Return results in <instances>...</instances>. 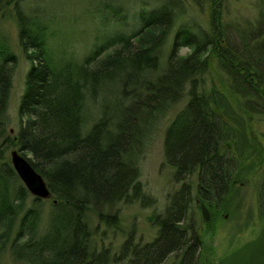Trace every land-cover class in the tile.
Wrapping results in <instances>:
<instances>
[{
    "label": "trees",
    "instance_id": "trees-1",
    "mask_svg": "<svg viewBox=\"0 0 264 264\" xmlns=\"http://www.w3.org/2000/svg\"><path fill=\"white\" fill-rule=\"evenodd\" d=\"M224 2L196 0L203 11L208 9V28L198 23L188 0H153L150 10L141 4L136 29L101 35L94 52L77 62L64 49V57L55 60L58 48L50 45V26L34 25L19 0H0V14L14 7L19 41L31 61L18 106L17 145L52 193L43 218L45 199L32 195L12 166L1 164L0 249L9 245L18 264H165L170 257L177 264H201L203 241L189 222L193 202L210 223L240 167L238 156L223 146L230 139L220 113L227 99L216 88L206 90L212 58L230 87L247 98V108L264 113V19L256 27L233 30L224 23ZM96 3L99 23L105 26L103 7L113 10L111 3H119ZM182 47L191 51L181 55ZM17 63L0 45V113ZM109 83L118 88L116 99L105 104L84 134L88 93L96 97ZM180 103L184 107L164 135L165 164L180 188L152 218L157 236L146 243L129 238L117 254L106 246L98 250L90 213L117 228L122 204H156L139 179L137 159L152 132ZM258 187L264 212V173Z\"/></svg>",
    "mask_w": 264,
    "mask_h": 264
},
{
    "label": "rangeland",
    "instance_id": "rangeland-1",
    "mask_svg": "<svg viewBox=\"0 0 264 264\" xmlns=\"http://www.w3.org/2000/svg\"><path fill=\"white\" fill-rule=\"evenodd\" d=\"M115 1L116 4L120 2ZM188 1L194 9L192 14L197 16L198 23L208 28L207 7L203 11L196 0ZM96 2L97 0H19V7L22 12L33 18L34 25L50 26L53 34L49 38L50 45L58 48L54 50L55 60L64 57L62 56L64 49L63 54L66 57L81 62L94 52L96 42L102 40L101 35L136 29L141 19L139 15L135 16L136 11L140 9L141 4H145L144 6H148L150 10L148 2L153 0L141 3L139 0H124L118 6L111 3L113 10L123 11L119 12L121 13L119 15L103 7L102 13L106 16L105 26L99 23L100 10L98 11ZM223 7L224 23H229L233 30H242L250 24L256 27L259 21L264 19L262 16L264 0H225ZM13 9L11 6L5 13L0 14V45H6L18 60L6 107L0 113V167L3 163L12 166V152L15 150L24 156L16 141L21 122L18 106L31 61L20 44L19 28ZM233 30L231 34L234 36ZM168 48L164 55L168 54ZM190 51L189 47H182L179 53L185 55ZM205 82L208 92L216 88L227 99L224 100L225 110L220 109V113L225 120L226 132L230 139L223 146L238 156L240 167L223 208L215 212L210 223L204 221L198 203L193 202L189 222L194 223L193 226L203 241L200 262L264 264V212L258 203V186L264 173V113L247 108L244 104L247 98L230 87L229 78L215 58H212ZM115 93H118V88L110 83L96 97L88 93L84 109V134L89 131L94 120L100 117L105 104L109 101L111 104L114 103L112 100L116 99ZM182 107L183 103L175 106L163 123L152 132L137 159L139 179L144 185L145 192L156 200V204L149 207H143L139 201L122 204L120 224L117 228L105 226L96 214L90 213L89 223L95 231L93 245L98 250L106 246L117 254L121 245L129 238H133L135 242L146 243L157 236L158 227L152 218L155 213L164 210L170 194L180 188V184L173 180V169L165 164L164 135L168 123ZM31 203L32 199H28L27 205ZM51 205L52 199H45L43 218L48 216ZM0 264H18L9 250V245L0 249ZM165 264L177 263L170 257Z\"/></svg>",
    "mask_w": 264,
    "mask_h": 264
},
{
    "label": "water",
    "instance_id": "water-1",
    "mask_svg": "<svg viewBox=\"0 0 264 264\" xmlns=\"http://www.w3.org/2000/svg\"><path fill=\"white\" fill-rule=\"evenodd\" d=\"M12 165L32 195L41 199L51 198V190L43 176L35 170L28 158L17 150L12 152Z\"/></svg>",
    "mask_w": 264,
    "mask_h": 264
},
{
    "label": "bare ground",
    "instance_id": "bare-ground-1",
    "mask_svg": "<svg viewBox=\"0 0 264 264\" xmlns=\"http://www.w3.org/2000/svg\"><path fill=\"white\" fill-rule=\"evenodd\" d=\"M13 166V165H12ZM47 183V182H46ZM200 213L202 214V212L200 211Z\"/></svg>",
    "mask_w": 264,
    "mask_h": 264
}]
</instances>
